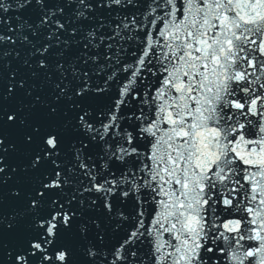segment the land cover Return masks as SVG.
<instances>
[{
    "label": "snow or ice",
    "instance_id": "1",
    "mask_svg": "<svg viewBox=\"0 0 264 264\" xmlns=\"http://www.w3.org/2000/svg\"><path fill=\"white\" fill-rule=\"evenodd\" d=\"M0 264H264V0H0Z\"/></svg>",
    "mask_w": 264,
    "mask_h": 264
}]
</instances>
